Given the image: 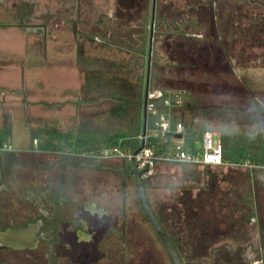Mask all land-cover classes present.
<instances>
[{
	"label": "flooded vegetation",
	"instance_id": "flooded-vegetation-1",
	"mask_svg": "<svg viewBox=\"0 0 264 264\" xmlns=\"http://www.w3.org/2000/svg\"><path fill=\"white\" fill-rule=\"evenodd\" d=\"M23 1L18 6L25 4ZM256 1L264 5L263 1ZM29 2V9L33 8L35 2ZM212 5L215 11L217 1L213 0ZM250 88L254 89H247ZM258 106L264 110V103L258 102ZM4 147L2 144L0 149ZM112 147L115 146L80 151L57 147L47 152L42 165L39 161L35 164L40 153L0 152V264H164L162 251L168 264H175L144 213L139 196L141 215L159 251L156 253L149 245L141 226H131L135 223L129 222L130 212L124 206L126 179L132 176L136 186L134 174L129 173L131 162L119 156L96 157ZM30 155L31 163L25 161ZM224 167L231 171L245 167L239 171L241 180L235 178L224 193L229 203L222 202V207L230 205L234 214H192V199L196 198L193 207H198L197 202L207 195V206L215 192L206 170L203 188L198 191L204 189L207 193L197 198L199 195L189 192L191 200L185 202L191 214L156 209L151 200L154 187L147 185L148 178H142L148 205L150 202L149 207L152 206L150 209L181 264H264V169L251 167L245 161L226 163ZM35 170L48 172L49 186L29 182V177L35 178L29 171ZM121 179L123 185L119 187ZM99 185L100 190L107 187L120 193L121 210L107 209L86 198L89 189L97 190Z\"/></svg>",
	"mask_w": 264,
	"mask_h": 264
},
{
	"label": "rangeland",
	"instance_id": "rangeland-1",
	"mask_svg": "<svg viewBox=\"0 0 264 264\" xmlns=\"http://www.w3.org/2000/svg\"><path fill=\"white\" fill-rule=\"evenodd\" d=\"M41 1L42 3H46L49 0H38ZM57 2L58 4L61 3L63 0H52ZM69 1V0H68ZM71 2H76L77 0H70ZM86 1L87 3H92L93 6H97L99 11L96 12V17L97 14L99 16V19L104 22V24L100 27L94 23L90 29L88 24L90 23V17L88 15H84L82 18V21L77 24V29H75V23H66V21H61L59 18L56 19V17L53 21L54 25H49V15L47 13L46 9H38V6L35 5L33 8H20L21 11H23L26 15L24 17L25 22L23 25V29H21L18 25V30L15 24V21L17 20L16 14L12 13V10L6 11L5 9H2L0 6V71L3 73L5 72L8 68H10V71L14 70V72L17 71L18 67L19 68H24L26 70L25 76H23L22 79L18 78V76H7L4 75V78H10L12 83V80L14 81H19L15 82L18 83L16 85H20V91L23 93V96L25 94H30L32 95L31 88L32 84L33 86L39 90V95L41 97H46L45 94H42L43 91V86H45V91L47 88L49 89V95L46 97L48 102L56 101V98L58 97L57 95H61L64 97V94L67 95V93H73V89H67L63 87L64 93L62 86L60 83V79H64V77L61 75V78L58 76L61 74L59 69H62L63 64L59 62L60 60L65 59V57H70L71 54L70 52L73 51L72 47L74 48V45L71 44V41L74 40L75 36H82V31L88 32L86 36L90 34V36L97 35L99 37L100 41H109V42H116V37H114V33H116L112 26L115 28L114 22V14L115 10L118 7L117 0H83ZM184 0H155V16H156V11L158 10L157 8L161 10H166L169 8V6L175 5L178 6L179 4H182ZM34 2V0H33ZM134 6V12H136L137 19L133 21V26L130 29L129 33L132 34L133 39L135 41L142 42V38H146L144 35L145 29L147 30V36H148V45H149V36H150V18H151V10H152V0H136L132 2ZM5 7V6H4ZM3 7V8H4ZM45 7V6H44ZM147 8V15L144 12H141L142 9ZM84 13V11L82 12ZM86 14H88V11H86ZM35 15H41L39 21L35 20ZM134 14H129V17H133ZM46 16V18H45ZM146 17V18H145ZM60 20V21H59ZM5 23H8L7 25H4ZM14 23V24H13ZM3 24V25H2ZM55 24H57L55 26ZM156 22L154 21V28H155ZM28 26V27H27ZM74 26V29H73ZM72 27V29H71ZM153 28V31L155 30ZM89 30V31H88ZM78 31V32H77ZM80 32V33H79ZM209 32V31H208ZM212 32V31H210ZM83 33V34H84ZM113 34V35H112ZM126 35V33H125ZM199 37L202 36V31L200 34H198ZM27 38V43L25 44L26 51L23 52V49L21 47V43H18L20 39L23 37ZM130 36V37H132ZM153 37H154V32H153ZM70 38V39H69ZM9 39H15V42L13 43ZM29 39V40H28ZM132 39V38H131ZM132 39V40H133ZM47 40H49L47 42ZM147 41V38H146ZM264 42V41H263ZM118 43V42H117ZM13 49L9 48L10 46H17ZM119 44V43H118ZM241 45V44H240ZM8 46V47H7ZM244 49L249 50V44L248 43H243ZM130 48V46H128ZM147 49V46H146ZM260 53V56H264V47L256 45L254 46V52L255 53ZM85 51H83V54H81L82 58L84 59L83 61L87 62V67H85L84 71L87 72L88 75V85L87 88L92 89V94L93 95H87L85 96V99L88 98V96L93 97L92 99H96L97 103L96 104H101V103H112L113 100H111V97L115 100H120L121 96L124 97V95H128L126 93L123 94H118L116 88H121V86H129V89L131 90L133 87L138 88V83L135 82V77L138 74L137 69H133V65L138 66L141 72V77H140V86L141 90H144V83H145V74H146V64H147V50L146 54L143 57H134L133 59V54H131V59H132V64L129 66V64H123L124 68H126V72H122L123 70L120 68L121 64L118 63V60L110 59V56L107 57L104 54H97L99 55L98 58L95 56L93 58H88L85 56ZM162 56V55H161ZM163 58V56H162ZM109 59V60H108ZM125 61H127V58H125ZM123 61V63L125 62ZM28 63H34L33 65H29ZM128 63V62H127ZM62 66V67H58ZM129 66V67H128ZM108 67V68H106ZM40 69V70H45L48 71L47 74L44 76V80L42 77H38V75H35L34 78L29 77L31 75L32 69ZM235 70L239 73H234L233 74H227L223 77H221L223 80L221 84H219L218 87H221L222 92L220 93H230L232 90L234 91L233 93L236 94L237 90L234 88L232 84H243L247 85L245 87L249 88L250 86L253 87L254 89H260L264 88V70L261 69L260 65H256V67H251V68H240V67H235ZM30 74H29V73ZM163 72V71H162ZM164 73L166 74V71L164 70ZM243 73V74H242ZM241 74V75H240ZM2 76V75H1ZM131 79L128 84V78ZM210 78V77H209ZM220 78V80H221ZM217 80V79H216ZM32 82V84H31ZM59 82V83H58ZM125 83V84H123ZM169 83V81H166V84ZM123 84V85H121ZM47 85V86H46ZM170 85V84H167ZM5 87L7 88L6 82H3L0 77V87ZM113 87L116 89L114 92L112 90ZM135 90V89H133ZM132 90V91H133ZM181 90L182 92V97H183V104L185 103V96L186 92L184 91V88L179 87L178 85H175L174 92H179ZM84 91V90H83ZM95 91V93H93ZM141 91V92H142ZM249 91L248 93H250ZM38 93L35 94V97H38ZM53 93H56V97L51 95ZM83 94L81 90H78L77 92V99L80 97L79 94ZM85 93V91H84ZM250 97H241V96H224V97H213V96H207L204 98V103H208V105H216L218 103H227V104H239L242 107H245L248 103L247 101H251V98L257 99L259 103H264V98L260 95L257 97L255 94H260L264 93V91H257V92H251ZM42 94V95H41ZM253 96V97H252ZM126 97V96H125ZM105 98H110L109 100H104ZM43 99V98H42ZM72 101V100H71ZM71 104L68 106V110L73 111V109L76 111V107L73 108V103L77 105L76 102H70ZM250 104V103H249ZM72 105V106H71ZM253 105V104H252ZM50 113L49 114H43L42 115H35V116H27L26 117V122L28 121L29 125H31V132L26 130V128L21 127L18 128L17 130H14V134L12 136V139L9 142V151L20 154V155H27L28 153L33 152L32 154H38L39 156L35 157V164L36 161H39V163L44 164V160L46 157V154L49 150H52L54 148L60 147V148H66L68 151H72L74 149L76 150H84L86 148L90 147H97V146H104L103 144H108V146L113 145L116 146L119 144L118 138H107L106 139H94L92 142H90L88 145H85V140H81L83 133H81V130L79 127L81 126V123L77 122V120L82 119V111L81 112L74 114V112L71 114H62V111L64 112V109H49ZM38 110L36 111V113ZM101 113V112H100ZM258 116L259 121H263L262 116H264V110L259 108L258 113H256ZM148 116V115H147ZM149 117V116H148ZM147 117V118H148ZM108 119L109 115L106 114L104 116H95L93 119L90 120L92 122V127L100 128L104 125L105 123H108L106 121H103V119ZM245 120V117H243ZM141 114L139 115V129L138 131L141 136ZM25 122V123H26ZM212 123V122H211ZM27 124V123H26ZM95 124V125H94ZM109 124V123H108ZM261 127V136H260V131H259V139H258V148L256 150L257 154L261 152V149L264 147V122L260 123ZM83 127V126H82ZM6 126H3V124L0 125V134L5 137L7 134L6 131ZM52 129V130H50ZM63 129V132L61 131ZM51 131L54 132V134H51ZM241 133L242 135H245L244 132L239 131L238 134ZM150 134H153L155 136V133L148 132L147 136L149 137ZM92 135H96V133H93ZM32 136H35L37 139V146L35 149L32 151L33 145L32 143ZM78 136V137H77ZM102 137V136H101ZM254 135H249V138H246L245 141L246 143H254L255 140ZM44 139V141L42 140ZM219 137L214 135L213 136V144L216 145L218 142ZM139 140V139H138ZM220 140V139H219ZM8 142V141H7ZM152 142L155 144L154 149L156 151H160L165 148H170L169 144H165L162 142V146L160 147L161 141H155L152 140ZM227 142V141H226ZM225 142V143H226ZM242 142V141H241ZM39 143V144H38ZM233 144V143H232ZM229 146H227V149L229 151L230 160L229 162H243L244 160L241 159V157H246L248 154H243L242 151L245 150H240L239 149V142H237V147H236V142ZM227 145V143H226ZM88 146V147H86ZM101 148V147H99ZM104 148V147H102ZM193 148L197 153L200 155L202 154L203 151V143H202V138L196 139L193 142ZM189 149V148H188ZM41 150V151H37ZM128 152V151H127ZM26 156L25 161L29 160V163L32 162V156ZM253 156L255 155L254 153L252 154ZM19 157V156H18ZM19 159H24L19 157ZM28 159V160H27ZM34 159V157H33ZM127 159V158H126ZM128 160V159H127ZM129 161V160H128ZM185 168H196V165L190 164V163H185L183 164ZM225 165V164H224ZM245 167H240V169L237 170H229V167H224V166H217L213 167L210 169H207L208 172V182L210 187L212 185L215 186V197L214 200L218 203V199L221 198L222 202L229 203L227 202L228 199L226 195L224 194L225 191L230 187V185L233 183V181L236 179L241 180V175L239 174V171ZM16 170L19 171L18 167H15ZM29 173H34L35 178H28L29 182H32L34 185L39 184L40 186H49L50 183H48V172L45 171H29ZM182 174V178H181ZM187 172L183 171L181 172L180 168L176 164H157L155 168V173L147 179V185L153 186L151 190L152 194V203L154 204V207L157 208V203H165L167 204L168 201H174L176 197L178 196L179 198H186L191 200L190 198V193L192 195H199L197 198H202V195L204 193H207V191H204V189L198 191V189L203 188V178L198 182L197 187L192 185L190 180L184 181L186 177ZM18 177V176H17ZM109 177V176H108ZM179 177L181 179H179ZM145 180H143L144 182ZM203 181V182H202ZM117 184H120V180H118ZM122 179H121V184L119 187H122ZM95 190L93 187L89 189V191L86 193L87 196L86 198L93 199L98 205L105 206L107 209H114L115 211L117 208L120 210L123 207V200L122 197L120 196V193L113 192L112 190L108 189L105 187L104 189H99ZM197 188V189H196ZM178 194L177 196H172ZM124 206L129 210L130 218L129 222L135 223V225H131L135 229H138V225L141 226L144 231V234H146L147 239L149 240V245L152 246L153 250L156 252L159 251V246L157 243L154 242V237L151 233V230L148 226L147 223L144 222L142 213L140 210V204H139V192L137 185L133 183V177L131 176L130 178L126 179V190L124 191ZM139 196V198H138ZM204 197V196H203ZM207 198V195H205V199ZM205 199H200L197 204L199 203L200 206L198 207H193L192 203L196 200L192 199L193 202L190 204L191 210H193L192 214H234V211H231L230 205L228 207H222V210L220 209H214L213 204H209L206 206V201ZM203 200V201H202ZM195 203V202H194ZM170 204V203H169ZM196 204V205H197ZM150 205V202H149ZM220 205V204H218ZM152 208V206H150ZM167 207V205H166ZM227 209V210H226ZM165 211H170L169 209H166ZM170 214V213H168ZM156 252V253H157ZM159 254V253H158ZM162 261L164 264H168L166 255L164 251H162ZM161 257V256H160Z\"/></svg>",
	"mask_w": 264,
	"mask_h": 264
},
{
	"label": "crops",
	"instance_id": "crops-1",
	"mask_svg": "<svg viewBox=\"0 0 264 264\" xmlns=\"http://www.w3.org/2000/svg\"><path fill=\"white\" fill-rule=\"evenodd\" d=\"M20 0H0V6L4 4V8H6V11L12 10V13L16 14L17 20L15 21L14 25H18L21 29H23L24 24V17L20 18L25 14L23 11L20 10V8H28L29 6H32L29 0H24L25 4L22 6H18L20 3ZM16 2L15 5L13 3ZM35 5L38 6V9H46L47 13L49 15V25H54L53 21L57 20L59 18L61 21H66V23H75V29H77V24L82 21V18L84 15H88L90 17V23L88 24L89 29L90 27L95 23L96 20V12L99 11L102 8H98L97 6H93L92 3H87L83 0H77L76 2H71L70 0H63L61 3H57L55 1L49 0L46 3H42L41 1L34 0ZM13 5V6H12ZM12 7L11 9H8L9 7ZM45 6V7H44ZM1 7L2 9H4ZM99 9V10H98ZM84 11V13H82ZM86 11H88V14H86ZM1 12V11H0ZM98 15V14H97ZM35 20L39 21L41 15H35ZM53 17H56L53 18ZM46 18V16H45ZM55 19V20H54ZM59 20V21H60ZM23 22V23H20ZM26 23V22H25ZM8 23H5L4 25H7ZM3 25V24H2ZM57 24H55L56 26ZM16 27L18 30H20ZM28 27V26H27ZM72 29V27H71ZM74 29V26H73ZM89 31V30H88ZM78 32V31H77ZM80 33V32H79ZM82 31V36H75L74 40L71 41V44L74 45V48L72 47L73 51L70 52V57H65V59L60 60L63 64L62 69H59L57 72H61L58 76L61 78V75L64 77V79H60V83L62 86V89L64 87L67 89H73V93H67L64 94V97L61 95H57L56 93H53L51 95L55 96L56 101L48 102L46 97L49 95V89L45 91V86H43L42 94H45L46 97H41L39 95V90L33 86L32 82V95L25 94L23 96V93L20 91V85H16L19 81H14L10 78H4V75L7 76H18V78L22 79L23 76L26 74V70L24 68L17 69L16 72L14 70L10 71V68H8L5 72L0 71V77L3 82H6L7 88L0 87V125L3 124V126H6V135L5 137L0 134V139L2 140V144L5 146L3 149H0V152L3 151H9L8 147L10 140L12 139V136L14 134V130H17L21 127L26 128L29 132H31V125H29L28 121L26 122L27 116H35V115H42L49 114V109H64V112L62 111V114H67L71 112L74 114H77L82 111V119L77 120V122L81 123V126L79 129L81 130V133L84 135L80 136L82 137V141L85 140V145H88L92 140L94 139H106L107 138H118L120 141L119 146H122L124 149L131 151L135 148H133L135 145H138V147L141 144V136L139 129V115L141 114V134H142V124H143V103H144V90L139 93L138 90H133L135 88L129 89V86L126 87L121 86V88H116L117 93L123 94L126 93L128 95L121 96L120 100H115L111 97L112 103H101L96 104L97 100L92 99L93 97L88 96L87 99H85L86 94L87 95H93L92 89L88 85V75L87 72L84 71L85 67H87V62L83 61L84 59H81L83 54V51H85V56L88 58L97 57L99 55L97 54H104L109 57L110 59L118 60V63L121 64L120 68L123 70L122 72H126V68H124L123 64H129L131 66L132 59H131V52L127 50H120L117 49L115 46L110 44H105L102 41L99 40V37L97 35L86 36L88 32ZM70 39V38H69ZM15 42V39H9V41ZM29 40V39H28ZM49 40H47L48 42ZM1 43V39H0ZM18 43H21V47L23 49V52L26 51L25 44L27 43V38L24 36ZM20 46L19 44L17 46H10L9 48L13 49L15 47ZM8 47V46H7ZM133 55V59H134ZM125 58H127V61H125ZM136 58V57H135ZM109 60V59H108ZM123 61H125L123 63ZM128 62V63H127ZM29 65H33L34 63H28ZM135 64V63H134ZM132 64V65H134ZM128 66V67H129ZM108 68V67H106ZM140 70H138V74L135 77V82L139 81V78L141 76ZM236 73L237 71H233ZM29 73V72H28ZM48 71L35 69L33 68L31 71V75L29 77L34 78L35 75H38V77H42L44 80L45 74H47ZM238 73V72H237ZM30 74V73H29ZM239 74V73H238ZM243 74V73H242ZM2 75V76H1ZM128 84L130 82L129 76H127ZM177 80V79H176ZM175 85H178L181 88H184V91L186 92L185 96V105L184 107H178L173 108V112L177 114L176 121L183 120L185 125V134L187 136V139L184 140L185 147L193 152L197 153L195 149L193 148V142L196 139H200L203 136V132L205 130H211L214 135L218 136L221 140L222 148H223V160L225 163H232L229 162L231 154H229V151L227 149V146H229L236 142H239V149L245 150L243 154H248L246 157H241L242 160L245 162L247 160H254L255 156L257 155V148H258V139L259 137V131L261 136V129L260 123L264 122V116H262L263 121H259L258 116L256 113L259 111L258 102L255 101L253 98H251V101H247V105L245 107H242L239 104H227L225 102L218 103L216 105H208V103H204V98L207 96H213V97H224V96H240L237 94H234L233 90L231 94L226 93H220L222 92L221 87L217 88H210V86L207 87H199L194 86L192 83H183V81H175ZM233 87L236 88V90H240V88L245 87L243 84H232ZM47 86V85H46ZM115 92L116 89L112 86L110 87ZM247 88V87H246ZM245 88V89H246ZM64 89L63 92L64 93ZM144 89H145V83H144ZM243 89V88H242ZM78 90H81L83 94H79V98L77 99V92ZM85 93H84V91ZM133 90V91H132ZM205 90V91H202ZM39 92V93H38ZM38 93V97H35V94ZM95 93V91H93ZM248 93V92H247ZM41 94V95H42ZM126 96V97H125ZM241 97H247L246 95H241ZM43 98V99H42ZM110 98H105L104 100H109ZM72 100V101H71ZM77 105L73 103V108L76 107V111L73 109V111L68 110V106L71 104L70 102H76ZM250 103V104H249ZM253 104V105H252ZM72 106V105H71ZM262 109V108H261ZM38 112L36 113V111ZM263 110V109H262ZM101 112V113H100ZM35 114V115H34ZM108 114L109 118L103 119V121H106L108 123H105L106 125L96 128L92 127V122H90L91 119H93L96 115L97 116H104ZM148 117V116H147ZM245 117V120L243 119ZM151 120L153 118H150ZM27 124H26V123ZM212 122V123H211ZM95 125V124H94ZM151 125V122H150ZM150 125L148 126V118H147V133L153 132L152 129H150ZM19 126V128H18ZM83 126V127H82ZM52 130V129H50ZM63 132V129L61 130ZM239 131L244 132L245 135L240 136L238 134ZM93 133H96V135H92ZM154 133V132H153ZM51 134H54V132L51 131ZM249 135H254L255 142L252 144L250 142L246 143V138H249ZM102 136V137H101ZM78 137V136H77ZM37 139L35 136H32V143L34 145L33 140ZM139 139V140H138ZM150 144L154 147L155 144L152 142V140L155 139V141H161L160 147L162 146V142L165 144H171L174 140V137L168 136L166 139H158L153 134H150L149 136ZM39 140V139H38ZM44 141V139H42ZM8 141V142H7ZM40 141V140H39ZM227 141V142H226ZM242 141V142H241ZM227 145H226V143ZM203 143V139H202ZM39 144V143H38ZM232 144V146H233ZM37 146V142L35 143V146L33 149ZM112 146V145H111ZM88 147V146H86ZM103 147V146H102ZM106 147H110L107 146ZM137 147V148H138ZM100 149V148H99ZM11 151V150H10ZM255 154L254 156L252 154ZM159 164H176L179 166L181 172L186 171L187 175L193 174L194 170H200L202 171V175L205 176L204 170L207 171V169L217 167V166H202V165H196V168H185L184 165L177 164V163H166L162 162ZM224 166V165H222ZM211 170V169H210ZM204 172V174H203ZM182 178V174H181ZM179 177V179H181ZM205 178V177H204ZM185 181V180H184ZM204 181V179H203ZM202 181V182H203Z\"/></svg>",
	"mask_w": 264,
	"mask_h": 264
},
{
	"label": "trees",
	"instance_id": "trees-1",
	"mask_svg": "<svg viewBox=\"0 0 264 264\" xmlns=\"http://www.w3.org/2000/svg\"><path fill=\"white\" fill-rule=\"evenodd\" d=\"M132 1L117 0L118 7L115 10L113 22L116 26L115 28L112 26L116 32L114 35L112 34L116 37V42H102L113 45L120 50L130 51L136 57V60H139L137 58L143 57L146 50L148 51V36L145 29L144 35L147 41L143 37L142 42H139L135 41L132 34L129 33L134 24L133 21L137 19L133 4L128 3ZM216 1L215 11L212 5L213 0H184L178 6L171 4L167 11L157 8L151 55L150 89H174V82L177 80L183 81V83H192V85L199 87L210 86L213 89L221 84L223 80L221 77L233 74V71H236L235 67L246 69L254 68L259 64L261 69L264 70V56L253 54L254 46L264 47V5L256 0ZM261 1L264 2V0ZM141 12L147 15V8L142 9ZM129 14L134 15L129 17ZM25 15L23 14L20 18L25 17ZM95 23L98 27L104 24L98 15ZM201 31L202 36H196ZM243 43L249 44V50L244 49ZM133 69L138 71L141 68L133 65ZM166 81H169L167 84L170 85H167ZM137 83L138 88H135V90H138L139 95L142 91L140 78ZM242 88L237 90V95L244 94L250 97L251 92L264 91V88L258 90ZM249 91L251 92L247 93ZM255 95L257 97L261 95L264 98V93ZM156 104L159 110L164 109L161 100H157ZM184 106H181V108ZM171 112L172 122L174 123L177 114L173 110ZM150 118L153 117H148V126L151 122ZM103 145V147L107 146V144ZM99 147L102 148V146H97V148ZM137 147L138 145H135L133 148L136 149ZM250 162L255 164L264 162V147ZM202 177H204L202 171L194 170L193 174H186L185 178L187 179L185 181L190 180V183L197 187ZM213 197H215V193ZM213 197L209 199L210 204L215 206L214 209H220L221 211V198L218 199L217 203ZM186 200V198L177 196L174 201H168L167 204L157 203V207L160 210L169 209L171 214H191L188 205L185 203Z\"/></svg>",
	"mask_w": 264,
	"mask_h": 264
},
{
	"label": "built area",
	"instance_id": "built-area-1",
	"mask_svg": "<svg viewBox=\"0 0 264 264\" xmlns=\"http://www.w3.org/2000/svg\"><path fill=\"white\" fill-rule=\"evenodd\" d=\"M199 36V35H196ZM146 108L147 115L152 116L150 129L155 133V137L158 139H166L169 133L172 134H185V125L183 120L172 122V109L183 106L182 92H174V89H150L146 95ZM161 100V104L164 109L159 110L156 101ZM214 133L211 130H205L203 132V151L199 153H193L187 149L184 145V139L174 138L170 144V148H165L160 151H156L150 144L149 137L143 138L144 146L138 151L134 150L123 152L117 146L104 149L99 152L96 157L109 158L111 156H119L127 158L130 162L133 161L139 170H142L141 178H149L155 171L156 164L158 162L177 163V164H196L202 166H222L226 164L223 160V148L221 140L218 139L216 145L213 144ZM142 140V138H141ZM34 144L36 139L33 140ZM236 162H232L234 164ZM245 164L251 167H257L264 169V162L259 164Z\"/></svg>",
	"mask_w": 264,
	"mask_h": 264
},
{
	"label": "water",
	"instance_id": "water-1",
	"mask_svg": "<svg viewBox=\"0 0 264 264\" xmlns=\"http://www.w3.org/2000/svg\"><path fill=\"white\" fill-rule=\"evenodd\" d=\"M154 21H155V0H152V10H151V18H150V36H149V45H148V51H147V64H146V74H145V89H144V103H143V124H142V134H141V144L138 148H136L134 150V152H138L143 146H144V142H143V138L146 136L147 133V108H146V95H147V91L150 88V68H151V55H152V48H153V43H154V37H153V28H154ZM169 136H172L174 138L177 139H187L186 134H172L169 133ZM2 146V140L0 139V147ZM131 170L129 171V173L134 174L135 179H136V185L138 188V192H139V196H140V202H141V206L142 209L144 211V213L148 216L150 222L152 223L154 229L156 230V232L159 234V236L162 238L164 245L167 247V249L169 250L175 264H181L178 257L176 256V254L174 253L173 249L171 248L170 244L167 241L166 236L164 235L160 225L158 224L156 218L153 215L152 210L150 209L148 202H147V198H146V194H145V190H144V184L141 178V173L142 170H139L136 166V164L131 161Z\"/></svg>",
	"mask_w": 264,
	"mask_h": 264
},
{
	"label": "clouds",
	"instance_id": "clouds-1",
	"mask_svg": "<svg viewBox=\"0 0 264 264\" xmlns=\"http://www.w3.org/2000/svg\"><path fill=\"white\" fill-rule=\"evenodd\" d=\"M254 138V137H253Z\"/></svg>",
	"mask_w": 264,
	"mask_h": 264
}]
</instances>
